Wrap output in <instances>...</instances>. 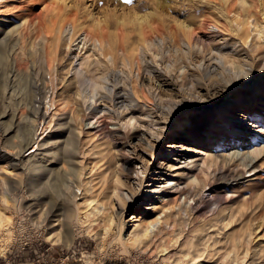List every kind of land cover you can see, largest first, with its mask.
Returning <instances> with one entry per match:
<instances>
[{
    "label": "rangeland",
    "instance_id": "obj_1",
    "mask_svg": "<svg viewBox=\"0 0 264 264\" xmlns=\"http://www.w3.org/2000/svg\"><path fill=\"white\" fill-rule=\"evenodd\" d=\"M0 214V264H264V0H0Z\"/></svg>",
    "mask_w": 264,
    "mask_h": 264
},
{
    "label": "bare ground",
    "instance_id": "obj_2",
    "mask_svg": "<svg viewBox=\"0 0 264 264\" xmlns=\"http://www.w3.org/2000/svg\"><path fill=\"white\" fill-rule=\"evenodd\" d=\"M230 4V3H229ZM229 4H227V5H229ZM228 8H229V6H228ZM65 10H67V9H65ZM229 12V11H228ZM70 14V13H69ZM248 16L246 17V20L247 21H249V23H250V25H251V16H250V14H247ZM62 16V15H61ZM65 17V16H64ZM63 17V18H64ZM67 17V16H66ZM77 17H78V14L75 12L74 14H73V19H71V21L72 22H69V23H65V26L63 27V29H67V27H68V32L69 33H71L72 35H74L76 32H77V25H76V23H77ZM68 18V17H67ZM69 19V18H68ZM67 19V20H68ZM148 18H145V19H142L141 20V23H144L146 20H147ZM95 20V19H94ZM94 20H93V22H94ZM160 20H162V19H160ZM160 20H156V18L155 19H153V23H152V27L150 28L151 30L150 31H148V33L146 34V36H149V38H151V39H159V38H163V36H164V34H166V28L167 27H165V25L162 23V21H160ZM206 20V19H205ZM204 20V21H205ZM239 19L237 18V20H235V22H239L238 21ZM66 21V20H65ZM100 21V20H99ZM102 21V20H101ZM62 22V21H61ZM209 22V21H208ZM62 23H64V22H62ZM96 23H98V22H96ZM93 25V24H92ZM96 25H98V24H96ZM95 25V26H96ZM106 25L107 24H105V26H104V24H103V22L101 23V25L99 26L100 27V29H101V35H100V33H99V31H97V32H94L93 30H84L83 28V30H82V33L80 32V38H81V41L83 42V44H88L89 42L91 43V44H93V47H98L99 49H101V50H103L102 52L104 53V51L106 50L105 48H107L108 46H109V48L107 49V53L105 54L106 55V57L108 58V60L112 63V64H116V62H117V60H118V55H119V52L121 53V55L123 56V63H125V62H128L131 66V68H134V66H136V69H137V72H138V74H140V73H142V70H143V68H145L149 73H155L154 72V70L157 68L156 67V65L154 64V63H150L149 61H147L146 60V52H147V49H146V47L144 46V45H138L137 47H135L134 49H132V51H131V55H130V53H128V47L125 45V44H121L120 43V45L119 46H116L115 48L114 47H112V46H110V44H108V46L106 47V44L108 43V38H107V30H108V28L106 27ZM239 25L241 26L242 24H240L239 23ZM63 26V25H62ZM213 26V25H212ZM61 27V26H60ZM84 27V26H83ZM97 27V26H96ZM95 27V28H96ZM241 27H243V26H241ZM106 28H107V30H106ZM186 28H188V29H191L192 31H193V33H195V28H193V27H191V26H189V25H186ZM213 28H214V31L215 32H218L219 30H220V28H219V26H213ZM61 29V28H60ZM87 29H88V27H87ZM93 29V28H92ZM99 29V30H100ZM23 30V29H22ZM96 30H97V28H96ZM143 31H146L145 29L143 30ZM145 33L146 32H143V34L145 35ZM79 34V33H78ZM76 35V34H75ZM118 35V34H117ZM54 36V35H53ZM119 36V35H118ZM55 37H56V35H55ZM109 37V36H108ZM121 37V36H120ZM60 38V37H59ZM78 38V37H77ZM71 39V38H70ZM120 39H122L123 40V37L122 38H120ZM78 40V39H77ZM57 41V40H56ZM74 41H76V39L74 40ZM123 43V42H122ZM47 45V44H46ZM57 45V44H56ZM52 48V47H51ZM56 48V47H55ZM45 49H47V48H45ZM59 49V48H58ZM98 49V50H99ZM173 49V46L171 47V46H169V47H166L164 44H162V45H160L159 46V48H158V52H159V55H160V57L161 58H159V59H164L165 60V58H166V54L167 53H170L171 52V50ZM178 50L180 49V48H177ZM192 49V45L191 44H189V45H187L186 47H185V50H191ZM48 50H50V49H48ZM100 50V51H101ZM116 50V51H115ZM53 51V50H52ZM48 53H49V51H48ZM118 53V54H117ZM44 54H45V51H44ZM56 54V53H55ZM104 55V54H103ZM47 57H49L48 56V54H47V56H46V58ZM49 58H51V57H49ZM57 58V57H56ZM55 58V59H56ZM148 58V57H147ZM53 60V59H52ZM108 60H107V63H108ZM2 62V61H1ZM51 61H49V63H50ZM164 62V61H163ZM17 63V62H16ZM53 63V62H52ZM51 66V63H50V65L48 66V68ZM21 67V66H20ZM115 70V69H114ZM131 70H133V69H131ZM159 70H162V69H159ZM111 70H110V68H109V70H108V72H110ZM163 71V70H162ZM113 72V71H112ZM116 72L117 71H115V72H113V76H115V75H117L116 74ZM134 72V71H133ZM136 72V73H137ZM107 73V72H106ZM118 73V72H117ZM111 74V73H110ZM110 74H108L107 75V77H103L102 78V81H104V82H107V80H108V77H109V75ZM121 74V73H120ZM122 75V74H121ZM120 75V76H121ZM119 77V76H118ZM123 77V76H122ZM134 79V78H133ZM153 79V78H152ZM136 79H134V81H135ZM247 81H250L249 79L247 80ZM143 82H144V80H143ZM86 83V86L87 87H91V86H93L94 87V89H93V92H92V98H96L98 95H99V93H98V89L99 88H101V87H103V88H105V89H107V86H102L99 82H97V81H95V82H93V79H91L90 77H87V81L85 82ZM133 84V86H132V90H134L135 92H137V93H142V94H144V95H146V91H145V88L144 87H142L141 85H139L138 83H137V81L135 82V83H132ZM158 101H157V103H155V104H159V103H162L161 101H162V99L161 98H158L157 99ZM255 160H252L251 161V163H249L248 165H251V164H253V162H254ZM71 171V170H70ZM71 173H72V171H71ZM77 173V172H76ZM75 176H76V174H75ZM73 177H74V175H73ZM35 179V178H34ZM36 180V179H35ZM33 182H35V181H33ZM32 182V183H33ZM56 189H59V187L57 186V188ZM177 197H179V195H177ZM70 200V199H69ZM73 200V199H72ZM94 202V200L92 199V201H91V203H93ZM94 207V206H93ZM94 209H96V206L94 207ZM124 214H125V212H121L120 213V221H121V219L123 220V217H124ZM1 215V214H0ZM8 217V216H7ZM3 221H2V219L0 220V224L2 225L3 223H2ZM121 230H122V227H121V225H120V229H119V232H118V234H116L115 235V237H114V240H113V243H119L118 245H121V247H123L125 250L124 251H126V252H130V250H132V249H139V243H141V241H142V239L144 238L145 239V237H147L148 236V231L147 230H145L144 231V233L141 235V236H138L136 239H134V240H131V241H129V243H124L123 241H122V238H121ZM117 231V230H116ZM103 245H104V243H103ZM113 245V244H112ZM142 245V244H141ZM114 246V245H113ZM112 246V247H113ZM141 247V246H140ZM168 246H166V245H163V246H161V250L160 251H162V252H165V251H167L168 250ZM194 257V256H193ZM192 257V258H193Z\"/></svg>",
    "mask_w": 264,
    "mask_h": 264
},
{
    "label": "snow or ice",
    "instance_id": "obj_3",
    "mask_svg": "<svg viewBox=\"0 0 264 264\" xmlns=\"http://www.w3.org/2000/svg\"><path fill=\"white\" fill-rule=\"evenodd\" d=\"M125 2H128V3H130V2H131V0H125Z\"/></svg>",
    "mask_w": 264,
    "mask_h": 264
}]
</instances>
